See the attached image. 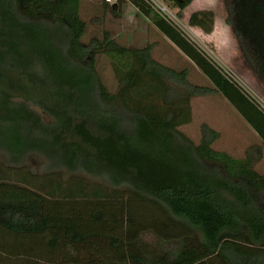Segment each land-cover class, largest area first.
I'll return each mask as SVG.
<instances>
[{"label":"trees","instance_id":"1","mask_svg":"<svg viewBox=\"0 0 264 264\" xmlns=\"http://www.w3.org/2000/svg\"><path fill=\"white\" fill-rule=\"evenodd\" d=\"M174 8L184 10L193 0ZM130 3L210 81L153 59L154 44L82 42L81 0H0V264H264V174L216 151L191 99L217 92L264 144V113L174 25ZM245 64L264 84V0H223ZM188 25L213 31L211 11ZM111 61L117 90L100 80ZM38 154L34 173L25 158Z\"/></svg>","mask_w":264,"mask_h":264},{"label":"rangeland","instance_id":"2","mask_svg":"<svg viewBox=\"0 0 264 264\" xmlns=\"http://www.w3.org/2000/svg\"><path fill=\"white\" fill-rule=\"evenodd\" d=\"M172 14L173 21L181 32L193 42L216 66H222L233 73L239 86L251 99L264 110V84L254 75L242 58L237 40L226 25V11L223 0H193L184 10L174 8L168 0H159ZM112 6V5H110ZM211 11L214 15L213 31L204 34L188 25L189 16L198 11ZM112 14L104 8L102 0H81L80 17L86 23L82 37L84 44L92 40H101L107 33L118 45L125 47H144L154 44L152 57L160 64L175 70H187L190 84L213 88L202 72L184 56L167 38H165L147 19L128 2L120 5ZM97 74L111 93L117 90L110 59L104 55L96 56ZM192 121L179 130L194 144L201 140V125L206 124L219 133L212 144L216 151L225 152L236 159H243L249 148L261 151L259 161L254 165L257 173L264 172V145L240 114L217 92L191 99ZM4 158L0 156V161ZM25 164L34 173H40L44 163L38 154L25 158Z\"/></svg>","mask_w":264,"mask_h":264},{"label":"built area","instance_id":"3","mask_svg":"<svg viewBox=\"0 0 264 264\" xmlns=\"http://www.w3.org/2000/svg\"><path fill=\"white\" fill-rule=\"evenodd\" d=\"M118 0H105V2L109 5H114L117 3ZM156 14H158L162 19H164L165 21H167L168 23L174 25L177 29H179V31L181 32V29L178 27L177 24H175V22L173 21V17L172 14L169 12V10L166 8V6L160 2L159 0H143ZM182 33V32H181ZM183 34V33H182ZM184 35V34H183ZM185 36V35H184ZM186 39L189 40V38L187 36H185ZM191 43H193L191 40H189ZM199 51L207 58L209 59L200 49ZM211 61V59H209ZM212 62V61H211ZM213 63V62H212ZM215 65V64H214ZM216 66V65H215ZM217 69L219 70V72L221 73V75L227 79L229 82L235 84L236 86H238L241 91L245 94V96L251 100L263 113L264 110H262L258 104H256L252 99L251 96L245 92L237 83V81L235 80L233 73L231 71H229L228 69L222 67V66H216Z\"/></svg>","mask_w":264,"mask_h":264},{"label":"water","instance_id":"4","mask_svg":"<svg viewBox=\"0 0 264 264\" xmlns=\"http://www.w3.org/2000/svg\"><path fill=\"white\" fill-rule=\"evenodd\" d=\"M178 4H181L184 0H175Z\"/></svg>","mask_w":264,"mask_h":264},{"label":"crops","instance_id":"5","mask_svg":"<svg viewBox=\"0 0 264 264\" xmlns=\"http://www.w3.org/2000/svg\"><path fill=\"white\" fill-rule=\"evenodd\" d=\"M259 138V137H258ZM260 139V138H259ZM261 141V140H260ZM262 142V141H261ZM263 144V143H262ZM264 145V144H263ZM259 174H264V172L263 173H259Z\"/></svg>","mask_w":264,"mask_h":264}]
</instances>
